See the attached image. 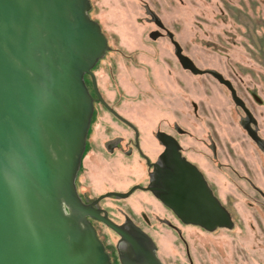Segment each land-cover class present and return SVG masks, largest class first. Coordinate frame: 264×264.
Returning a JSON list of instances; mask_svg holds the SVG:
<instances>
[{
    "label": "rangeland",
    "instance_id": "obj_1",
    "mask_svg": "<svg viewBox=\"0 0 264 264\" xmlns=\"http://www.w3.org/2000/svg\"><path fill=\"white\" fill-rule=\"evenodd\" d=\"M88 1V15L107 40L96 68L108 86L103 93L110 101L126 96L122 109L139 121L149 151L157 149L151 135L165 128L166 119L177 125L179 143L192 151L203 150L201 141L209 135L215 138L220 166L209 164L206 174L234 225L213 234L185 226L142 192L105 200L119 205L110 209L112 218L121 222L122 209L134 218L163 264H264V198L248 182L264 192V152L250 140L240 109L218 78L237 88L264 139V0ZM177 49L200 74L181 66ZM102 125L93 149L83 152L75 179L76 191L85 197L145 183L133 157L106 153ZM99 230L106 244H115L109 231Z\"/></svg>",
    "mask_w": 264,
    "mask_h": 264
},
{
    "label": "water",
    "instance_id": "obj_2",
    "mask_svg": "<svg viewBox=\"0 0 264 264\" xmlns=\"http://www.w3.org/2000/svg\"><path fill=\"white\" fill-rule=\"evenodd\" d=\"M88 10V0H0V264H110L89 218L134 253L121 264H162L146 234L136 239L94 207L151 188L107 192L90 204L76 191L93 113L85 76L104 108L124 121L97 91L92 68L108 47ZM176 55L184 69L201 73ZM166 158L162 204L182 224L230 229L229 213L175 143Z\"/></svg>",
    "mask_w": 264,
    "mask_h": 264
},
{
    "label": "flooded vegetation",
    "instance_id": "obj_3",
    "mask_svg": "<svg viewBox=\"0 0 264 264\" xmlns=\"http://www.w3.org/2000/svg\"><path fill=\"white\" fill-rule=\"evenodd\" d=\"M100 61L101 60H99L95 64V66L92 68V73H93L94 78H95V84L97 87V91L99 92V95L101 96L103 101L127 123L119 120L112 113H110L107 109L104 108V106L100 103V101L98 100V98L95 94L91 77L88 75L85 76V78H84L85 84L88 88V91H89V93L92 97V101H93V113H92V117L90 120V125H89V130H88V135H87V144H86V148L84 149V153L86 154L88 151L93 149L92 139L94 140L96 138L95 130L96 129L99 130V128L101 127L102 122H103V125H102L103 131L105 133H108L107 136L102 141V146H103L104 150L106 151V153H108V154L118 153V154L122 155L124 158L133 157V160L136 163L135 166L138 165L137 166L138 168L136 167V169H138L137 171L142 172L141 177L145 180V183H142V181L132 183L125 190H122L119 192H121V193L127 192L130 188H132L135 185H139V186H142L144 188H151V190H145V191L135 190L126 198H118L116 196H109V197H106V198L99 200L94 205V207L97 209L106 211L109 219H111L114 223L122 226L123 229H125L127 232H129L136 239H140L139 238L140 233L145 234V232L140 228V225H138L137 221L134 218L126 215L125 210H123V209L120 210L121 214L123 215L122 221L121 222L115 221L111 216L110 209L113 207H118L119 205L115 202H104L105 200L112 199V198L119 199V200H127L128 198L131 197V195H133L136 192L148 193L152 197L151 199L153 202L159 203L167 211H169L171 213V215L176 220H178L175 217V215L162 204V202L160 200V197L163 194L162 193V190H163V182L162 181L167 176V172L170 170V167L168 165V159L166 158V160H165L164 155L168 153V149L170 147H173V145L175 143L177 145V149H178L181 157L183 159H185L187 162H189L190 164H192L194 167H196V169L201 173V175H202L203 179L205 180L207 186L211 190L213 196L227 210V212L230 215V218L232 221V227H233L234 219H233L231 212L229 211L228 207L221 201L220 196L216 193L212 182L210 181V179L208 178V176L206 174V169L209 168V167L208 168H206V167L209 166V164L211 166H214V165L220 166L219 161L217 160L218 148H217V142H216L215 138H212L209 135L208 139H206L205 141H201L203 150L192 151L190 147H183L179 143V140L176 137V133L179 132V129L176 128L177 125H175V123L172 120L166 119V120H163V122L165 123V128H163V129L158 128L151 135V137L156 142L157 149H151L150 151L148 149H146V147H144V143L142 141L143 140L142 139V130L140 128L139 121H137V119H135V118H132L129 113H127L124 109H122L121 102L122 103L125 102L124 98L126 96L122 92H120V93H122V95H120L118 97V100L114 99V101H110L105 96V94L103 93L105 88L108 89V86L104 87L101 84L100 76L97 73L96 68H98L100 66L99 65ZM109 67H111L110 64H109ZM218 78H219V82H221V84H223L229 90L230 96H231L232 100L234 101L236 107H238L240 109L241 116H243V118H241V122H242L241 124L243 125L244 130L246 132H248L247 134H248L250 140L256 146L258 145V147L264 152V139L262 137H260L256 128L254 127L255 120L251 116L252 112H251L250 108L247 106V104L244 101L240 100V98L238 96V90L236 87H233L230 82L228 83L226 80H223L224 78H222L221 76H218ZM106 79H109V78H106ZM223 81L227 82L230 85V89L226 86V84ZM106 82H107V80H106ZM251 94L253 96L255 95V91L253 89H252ZM255 101L258 103L260 102L259 99L256 97L254 99V102ZM101 111L104 112L108 116V120L105 119L103 121V119L98 117L99 114H101L100 113ZM116 126L120 127L122 131L120 130V132L119 131L115 132ZM186 135H189V134L186 133ZM207 153H208V155H211L210 156L211 158H208L206 160ZM196 155L199 158L200 157H203V158L201 160H199V158H195ZM135 166L132 167L133 170H136ZM248 182L256 190V192H258V194H260L261 197L264 198V192H262V190L259 187L254 186L253 183L250 182V180ZM116 190L117 189H107L104 192L102 191V192H100L96 195H93L91 197H88V196L85 197L83 194L79 193L78 191H77V194L83 203L90 204L96 198H98L100 195L107 193V192H111V191L117 192ZM119 190H121V189H119ZM112 201H115V200H112ZM88 220L92 224V226L94 227L98 238L103 243L104 249L109 256L110 264H121V261L123 259H129V260H135L136 259L134 253L130 250L129 246L126 243H124L123 241H121L117 234H115L113 231H111L110 229H108L107 227H105L103 224H101L100 222H98L96 220H93L90 218ZM183 225H185V224H183ZM185 226H192V225H185ZM100 227L109 231L116 238L114 245L113 244H106V242H104V240L102 239V237L100 235V230H99ZM192 227L198 228L199 230H201L205 233H208V234H213L217 230L223 229V228H217V229L209 232V231H206L205 229L200 228L198 226H192ZM224 230H227V229H224ZM110 245H112L114 247V251L111 248L113 253H112V251L110 252V250H109ZM121 245H123L125 247L122 248ZM156 256H157V254H156ZM158 259H159V257H158ZM160 262L162 263L161 260H160ZM256 264H259V263H256Z\"/></svg>",
    "mask_w": 264,
    "mask_h": 264
},
{
    "label": "snow or ice",
    "instance_id": "obj_4",
    "mask_svg": "<svg viewBox=\"0 0 264 264\" xmlns=\"http://www.w3.org/2000/svg\"><path fill=\"white\" fill-rule=\"evenodd\" d=\"M178 187H179V182L177 181ZM178 194H183V193H178Z\"/></svg>",
    "mask_w": 264,
    "mask_h": 264
}]
</instances>
